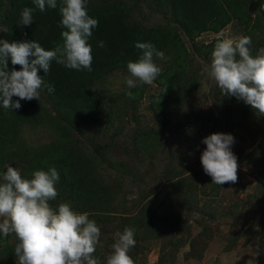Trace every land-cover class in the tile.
Instances as JSON below:
<instances>
[{
  "label": "trees",
  "instance_id": "trees-1",
  "mask_svg": "<svg viewBox=\"0 0 264 264\" xmlns=\"http://www.w3.org/2000/svg\"><path fill=\"white\" fill-rule=\"evenodd\" d=\"M244 1L253 0H87L88 14L98 20L89 38L92 70L69 69L53 60L47 74L42 69L38 72L45 84L54 87L53 92L42 86L39 99L21 100L19 109H5L0 104V174L14 161L20 163L24 178H31L35 170L55 167L60 177L55 185L58 195L49 203L57 209L60 203L69 202L73 210L87 212L89 219L97 223L101 236L94 256L99 264H106L116 233H122L126 227L135 229L136 243L129 251L134 264L142 243L157 238L167 240L170 258L171 253L185 245L189 246L186 257L203 258L212 238L217 210L206 211L202 200L213 204L224 184L212 183L202 172H194L190 164L187 165L190 170H181L187 168L180 153L168 149L163 156L166 150L162 144L174 131L189 137L202 121H212L210 135L228 131L232 122L241 123L236 125L244 128L255 127L254 131L260 134L261 141L247 160L250 167L260 169L258 185L262 195L258 204L251 200L253 205L250 203L249 208L255 214L261 212L262 218H245L249 209L242 211L238 204L218 211L235 225L242 223L240 231L245 221L252 223L255 230L244 234V241L258 246L257 264H264V115L257 114L244 102L236 106L235 97L222 96L216 83L204 94L215 111L225 110L232 117L221 120L214 118V112L199 110L200 116L193 109L184 110L183 105L200 98L196 85L206 74L199 75V68L189 62L176 61L179 57L189 60L193 56L211 61L217 39L208 43L195 40L203 32H220L232 21L263 30L264 14L261 19L258 12L242 9L240 4ZM60 3L58 0L57 9L40 12L33 0H0V25L8 29L0 32V39L9 43L35 40L46 50L54 49L63 43ZM25 7L34 9L33 23L28 26L18 24ZM143 9L167 12L171 24H139L134 16ZM100 41L104 42L102 48L98 47ZM137 42L152 43L166 57V67L154 81L159 94L149 106L159 129L137 130L122 154H117L113 146L103 142L96 126L100 122L101 100L93 86L116 70L128 73V61H136L142 54L135 47ZM263 47L264 36L250 48L252 55L256 56ZM8 63L9 71L20 70L19 65H12L10 60ZM253 119L260 123L253 125ZM26 126L46 130L50 142L38 147L20 142ZM190 141L201 143L199 139ZM159 165L162 168L155 169ZM134 193L135 197L129 199ZM192 225L201 230L196 236H192ZM17 243L14 234L4 237L0 233V264H17L14 252ZM165 261L162 253L159 264H166Z\"/></svg>",
  "mask_w": 264,
  "mask_h": 264
},
{
  "label": "clouds",
  "instance_id": "clouds-1",
  "mask_svg": "<svg viewBox=\"0 0 264 264\" xmlns=\"http://www.w3.org/2000/svg\"><path fill=\"white\" fill-rule=\"evenodd\" d=\"M35 8L44 12L46 8L57 9L58 0H33ZM33 8L25 7L18 24L33 23ZM59 26L63 43L46 50L35 40L12 42L0 39V104L5 109H19L21 100L39 99L41 87L49 93L51 84H45L38 72L50 70L55 60L69 69L92 70V47L89 38L98 20L88 14L87 0H61L59 4ZM8 29L0 25V32ZM251 37H225L221 34L212 51L210 65L201 75L213 79L222 96L235 97L259 115H264V48L256 56L250 50ZM98 47H104L100 41ZM141 50L136 61H128L126 77L128 88L142 84L152 85L161 74V67L154 57L166 59L164 53L150 42H137ZM12 65L20 70L9 71ZM127 95L131 98L132 93ZM13 97L19 99L13 100ZM206 149L200 160L205 174L212 183L223 185L238 181L237 157L231 151L234 137L226 133H213L202 141ZM0 174V233L4 237L14 234L18 243L14 252L17 264H99L94 253L100 244V227L89 219L87 212L78 213L69 202H62L54 209L49 201L55 200L59 173L55 167L47 171L35 170L31 178H24L18 167L11 165ZM135 229L126 227L116 233L112 252L106 264H134L129 255L135 246ZM102 246V245H101Z\"/></svg>",
  "mask_w": 264,
  "mask_h": 264
},
{
  "label": "rangeland",
  "instance_id": "rangeland-1",
  "mask_svg": "<svg viewBox=\"0 0 264 264\" xmlns=\"http://www.w3.org/2000/svg\"><path fill=\"white\" fill-rule=\"evenodd\" d=\"M249 3V1H244L240 6L242 5V9H248ZM256 12H258L260 18L263 19L264 0H261L260 5L256 8L254 13ZM134 19L144 26H168L171 24L169 14L163 10L152 11L150 9H143L140 13L135 14ZM221 34L225 37H251L252 43L249 46L251 48L263 38L264 29L261 30L260 27H246L238 21H232L218 33L212 31L203 32L195 41L208 43L218 39ZM184 40L186 41L187 39L184 37ZM187 45L189 46V44ZM159 60L160 59H155L154 62L160 66L163 71L166 67V59ZM176 61L183 64L189 62L194 68H199V75H201L202 69L211 63L210 60H205L196 56L190 57L189 60L179 57ZM129 75L130 74L121 70H116L93 86L95 95L101 100L99 107L100 122L97 123L96 126L98 127L100 135L104 138L103 142L113 146L117 154H122L121 152L124 151L137 130L159 129V125L153 117L152 111L149 109L151 100L159 94V87L154 82L152 85H148L137 81L136 87L128 88L126 77ZM214 83L216 82L207 75L203 76L201 81L196 85V87L199 88L200 98L198 97L197 101H191L183 105L184 110L193 109V111H196L200 116H202V114L199 110L207 114L214 112V118H219L221 120L222 118L226 119L232 117L225 110L215 111L209 97L204 94L211 86H214ZM128 92L133 94L131 98L127 95ZM235 102L236 106H241L243 103L242 100H237L236 98ZM121 104H126V106H121ZM238 112L239 114L241 113L240 110ZM255 122L260 123L258 119L251 120L253 125H255ZM236 124L238 123L232 122L229 130L222 133L231 134L234 137L231 151L237 157L238 181L234 184H224L220 196L214 198L215 202L213 204H209L206 200H202V204L205 206L206 211L217 210V215L215 214L214 216L215 223L212 225L211 229L212 238L206 246L203 258L197 260L186 257V253L189 251L188 245L171 253L170 258L168 256L170 252L167 248V240L157 238L142 243L137 264H159V258L162 253H164L166 264H257L259 255L258 246L244 241V234L255 230V228L251 226L252 223L250 221H245L244 228L240 231L242 223L235 225V222L232 223L231 220L225 218L221 213V209L238 204L237 208H242V211L249 209L245 218H262L261 212L255 214L253 209L249 208L251 207L250 203L252 204V201L258 204V198L262 195V192H260L262 188L258 185V181L260 180L258 173L260 169L250 167L249 161L247 160V156L261 141V137L258 132L254 131L255 127L244 128L241 125L238 126L241 123L238 125ZM211 125L212 121H202L198 123V126L192 129V133L189 137L175 131L171 132V134L167 135L162 141L166 150L163 156H166L168 149L178 151L182 156L181 159L185 161L184 164L187 168H182L181 170H190L187 167V165L190 164L191 166L193 165L194 172H202L209 180H212L209 175L205 174L200 160L202 152L206 149V145L202 141L205 137L210 135ZM97 127H95V130ZM93 133L96 135L95 131ZM21 134L20 142H26L32 147L47 144L51 140L49 133L41 128L30 129L26 126L23 128ZM191 139H199L202 144L200 142L194 144L190 141ZM10 165L14 168H19L20 163L14 161ZM6 167L3 172L7 170ZM160 168L162 167L159 165L155 169ZM134 197L135 193L134 195L128 196L129 199ZM207 203L209 208L206 207ZM218 210H221V212ZM191 231L192 236H196L201 230L198 226L192 225Z\"/></svg>",
  "mask_w": 264,
  "mask_h": 264
},
{
  "label": "water",
  "instance_id": "water-1",
  "mask_svg": "<svg viewBox=\"0 0 264 264\" xmlns=\"http://www.w3.org/2000/svg\"><path fill=\"white\" fill-rule=\"evenodd\" d=\"M261 0L251 1L248 5V11L254 13L256 8L260 5Z\"/></svg>",
  "mask_w": 264,
  "mask_h": 264
}]
</instances>
